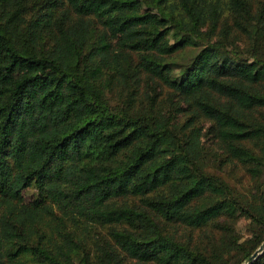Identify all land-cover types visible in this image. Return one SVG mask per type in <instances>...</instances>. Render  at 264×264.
Returning <instances> with one entry per match:
<instances>
[{"label": "trees", "instance_id": "trees-1", "mask_svg": "<svg viewBox=\"0 0 264 264\" xmlns=\"http://www.w3.org/2000/svg\"><path fill=\"white\" fill-rule=\"evenodd\" d=\"M263 242L264 0H0V264H242Z\"/></svg>", "mask_w": 264, "mask_h": 264}, {"label": "rangeland", "instance_id": "rangeland-1", "mask_svg": "<svg viewBox=\"0 0 264 264\" xmlns=\"http://www.w3.org/2000/svg\"><path fill=\"white\" fill-rule=\"evenodd\" d=\"M202 31L206 32V29H203ZM195 51H197L196 48L188 47V48H186L184 50V52H182L180 54V58L179 57L178 58L181 59V60L182 59H188ZM45 73H48V71L45 70ZM109 97H110L112 102L120 103L122 101L121 100L122 96L117 91L110 92L109 93ZM176 106L178 108L182 107V105L179 104V103ZM179 118H181V115H179ZM206 126H207V124L205 123L204 127H206ZM202 143H203V146H204L205 150L207 149L209 151H217V153H218L219 150H218L216 144L208 136H203L202 137ZM194 145H197V144L195 143V144L192 145L193 146L192 150L195 149ZM210 170H211V172H215L218 175H220L225 180V182H227L228 184L236 185V183L232 179H230V177L227 175V173H231L232 172L233 175L238 176L239 172L237 170H232L231 167L229 166V164L225 163V165H223L221 167H217V169L212 167V169H210ZM22 193H23L22 195H23V199H24L25 203H29V204L33 203V196H32V193H31L30 189H26ZM243 224H245V220L242 219V218H239L237 226H238V229L241 231V234L245 237L246 234L243 232Z\"/></svg>", "mask_w": 264, "mask_h": 264}, {"label": "water", "instance_id": "water-1", "mask_svg": "<svg viewBox=\"0 0 264 264\" xmlns=\"http://www.w3.org/2000/svg\"><path fill=\"white\" fill-rule=\"evenodd\" d=\"M264 251V242L242 264H251Z\"/></svg>", "mask_w": 264, "mask_h": 264}]
</instances>
